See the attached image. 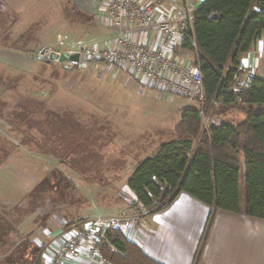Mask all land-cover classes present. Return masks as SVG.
I'll return each mask as SVG.
<instances>
[{
    "label": "rangeland",
    "instance_id": "obj_1",
    "mask_svg": "<svg viewBox=\"0 0 264 264\" xmlns=\"http://www.w3.org/2000/svg\"><path fill=\"white\" fill-rule=\"evenodd\" d=\"M59 32L56 25L43 33L18 26L0 41V147L5 146L4 154L0 152V264H31L35 250L44 251L48 236L63 225L79 220L78 215L98 219L93 215L100 208L99 196L120 197L140 217L143 212L129 205L126 192L128 164L135 165L140 157L117 155L116 147L136 144L131 136L127 140L132 131L134 137L152 133L149 144L155 149L157 140L176 137L182 109L196 104V99L183 95H142L145 90L139 91L136 84L124 88L88 60L77 65L39 59L44 46L69 49L73 37L60 41L65 33ZM21 33L24 39L18 41ZM90 45L89 41L85 47ZM122 118L132 124L117 125ZM222 118L238 123L244 114L231 109ZM202 122L208 131L207 115ZM115 161L121 167L113 166ZM245 174L243 164V204ZM105 209L99 217L103 220L121 210L115 212V205ZM213 220L214 216L208 219L199 254Z\"/></svg>",
    "mask_w": 264,
    "mask_h": 264
},
{
    "label": "trees",
    "instance_id": "obj_2",
    "mask_svg": "<svg viewBox=\"0 0 264 264\" xmlns=\"http://www.w3.org/2000/svg\"><path fill=\"white\" fill-rule=\"evenodd\" d=\"M262 31L264 0H203L195 9L193 35L206 94L203 103L196 99V104L182 109L176 137L140 160L128 177L126 185L137 198L128 202L133 208L140 211L144 206L147 215L153 214L187 193L211 209L209 218L224 210L264 220V78L254 76L249 88L236 89L244 74L240 58ZM182 48L195 49L188 41ZM231 109L244 118L238 123L223 120ZM202 110L210 123L208 131ZM58 162L64 164L61 159ZM243 164L244 204L240 187ZM87 220L79 218L63 228L67 231ZM99 251L113 264H162L119 228L105 232ZM35 255L31 264H45L41 247Z\"/></svg>",
    "mask_w": 264,
    "mask_h": 264
},
{
    "label": "crops",
    "instance_id": "obj_3",
    "mask_svg": "<svg viewBox=\"0 0 264 264\" xmlns=\"http://www.w3.org/2000/svg\"><path fill=\"white\" fill-rule=\"evenodd\" d=\"M0 1L5 7L3 18L6 24L4 30L0 33V41H3V36L6 32L18 26L20 30L33 28L43 33L44 30L52 29L56 25L60 32L63 31L65 33L62 36L61 33L63 32H59L58 35L62 36L60 41H66L73 37L70 40L72 42L69 43V49L58 51L77 52L81 47H85L89 41L92 45L88 47L101 46L106 43L114 44L118 34L116 29L104 27L98 22V15L107 0ZM138 1L142 3L151 2V0ZM178 1L182 2V0ZM196 1L198 7L203 0ZM175 11L170 6L164 5L157 16L161 17L166 13L174 15ZM127 30L132 38L139 42H145L150 47L157 44L159 40L157 29L154 26H151L149 31L138 26ZM23 39L24 35L21 33L18 41H23ZM49 41H53V39H49ZM44 47L50 49L49 47L51 46ZM176 52L185 61H193L194 53L192 51L180 47L176 49ZM240 63V68L244 73L250 71L255 77L264 78V31H262L261 36L250 50L241 56ZM74 64L79 65L81 61ZM105 69L108 71L106 73L111 78L118 79L119 84L123 85L124 88L136 84L138 90H142L139 87V80L135 79L126 70L111 67H106ZM76 74H79V72ZM143 89L145 91L142 95H146L148 92H159L154 86ZM143 101H145L144 98ZM146 102H148V99L144 103ZM116 124L131 125L132 120L122 118L117 120ZM129 136L136 144L128 145L126 149L123 146H117L116 149L119 154L118 152L116 154L122 155L125 152L126 155L132 156V158L140 157L136 163L134 162L135 165H133V162L128 164L127 171L130 174L140 160L148 157L151 153H156L160 144L164 141L157 140L155 149H150L149 143L152 133L147 135V133L143 132L134 137L131 131L127 135V140H130ZM140 142H146V144L143 143L141 146L139 145ZM119 157L116 156L115 158ZM115 165L119 168L121 167V162H113V166ZM126 189V192L130 191L127 185ZM99 199L98 206L100 208H96V214L93 215V218L102 217L103 215L100 213L111 205H115L117 208L115 212L127 208L123 199L112 194H108L106 198L105 196L101 198L99 196ZM210 213L211 209L207 205L187 193H181L167 208L153 214L142 213L137 223L123 228L122 231L128 239L136 243L148 256L162 264H264V245L262 244L264 220L249 217L243 213L224 210H219L215 213L204 247L199 254L200 245L207 231L206 226ZM131 214L133 213L131 212ZM78 216L79 218H85V216ZM86 216L90 217L92 215ZM65 232L64 229H61L55 232L53 236H48L49 240L44 243V251H42L45 264H49L52 261ZM65 264L113 263L102 262L99 258L91 261L89 248H85L79 259L68 258Z\"/></svg>",
    "mask_w": 264,
    "mask_h": 264
},
{
    "label": "built area",
    "instance_id": "obj_4",
    "mask_svg": "<svg viewBox=\"0 0 264 264\" xmlns=\"http://www.w3.org/2000/svg\"><path fill=\"white\" fill-rule=\"evenodd\" d=\"M164 5L176 10L175 14L166 13L158 17ZM196 8V0H151L148 3L138 0H107L98 15V22L104 27L117 30L114 44L81 47L78 52L100 71L108 72L106 67L126 70L139 80L140 89L154 86L160 94L183 95L203 103L206 90L193 35ZM135 26L148 29L146 31L154 26L159 38L157 44L150 47L132 38L127 29ZM184 41L195 48L192 62L185 61L176 52ZM253 78L252 72H245L238 78L236 89L249 88ZM201 115L204 116L203 110ZM127 198L131 204L137 199L131 190ZM131 211L130 207L123 208L110 219H90L67 230L49 264H65L68 258L79 259L85 248H89L91 261L99 258L107 262L100 255L99 244L108 229H123L138 222L140 217L131 214ZM140 211L146 213L145 207L140 206Z\"/></svg>",
    "mask_w": 264,
    "mask_h": 264
},
{
    "label": "water",
    "instance_id": "obj_5",
    "mask_svg": "<svg viewBox=\"0 0 264 264\" xmlns=\"http://www.w3.org/2000/svg\"><path fill=\"white\" fill-rule=\"evenodd\" d=\"M38 58L47 62H74L86 61V57L82 56L80 52H60L53 49H45L40 52Z\"/></svg>",
    "mask_w": 264,
    "mask_h": 264
},
{
    "label": "flooded vegetation",
    "instance_id": "obj_6",
    "mask_svg": "<svg viewBox=\"0 0 264 264\" xmlns=\"http://www.w3.org/2000/svg\"><path fill=\"white\" fill-rule=\"evenodd\" d=\"M4 9H5V7H4L3 3L0 1V33L4 30V28L6 26L4 18H3ZM40 52H42V51H40Z\"/></svg>",
    "mask_w": 264,
    "mask_h": 264
}]
</instances>
